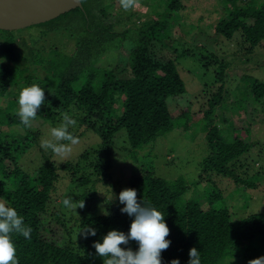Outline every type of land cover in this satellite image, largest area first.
Here are the masks:
<instances>
[{"label":"trees","instance_id":"trees-1","mask_svg":"<svg viewBox=\"0 0 264 264\" xmlns=\"http://www.w3.org/2000/svg\"><path fill=\"white\" fill-rule=\"evenodd\" d=\"M102 2L82 0V7L29 27L47 28L43 31L45 35L60 28L71 36L82 30L83 35L71 52L51 46L47 59L40 57L39 62L46 70L44 75L38 67L29 71L21 63L33 61L35 46L20 41L19 31L0 29V55L12 61L0 63V96L13 89L18 91V97L21 88L38 84L45 91V102L37 114L57 127L66 113L80 126L95 130L102 141L98 148L86 149L62 163L51 157V151L40 147L44 159L37 170L38 177L33 178L10 150L20 137L13 126L22 125L16 115L17 98H9L5 107L0 105V201L14 207L31 229L29 239L11 234L18 264H103V259L95 255L93 241L101 240L113 228L127 233L133 219L120 211L123 205L118 200L119 193L108 197L97 195L96 191L97 183L114 186L110 171L116 134L123 130L130 150H136L153 144L177 125L189 128L193 117L204 125L209 153L202 161V171L207 183L203 186V174L193 179L167 178L151 170L131 175L126 187L136 189L138 200L157 207L165 215L169 227L166 239L171 243L161 252L162 264H170L173 258L187 264L192 247L198 249L201 264H248L251 259L264 256V210L233 219L225 188L219 187L217 180L227 178L237 184L230 195L257 184L259 173L249 175L251 168L247 166L253 143L246 137L251 130L237 129L233 120L245 113L246 100L264 101V79L241 72L235 89L228 88L227 79L231 76L226 70L228 62L216 48L218 39H232L237 33L249 44V52L260 46L264 39V0H217L221 11L217 9L214 38L199 23H190L192 30H198L187 41L179 38V43L174 25L183 22L182 0H156L152 14L147 12L146 20L139 25L141 16H132V12L129 16L112 14L111 6L106 10ZM116 14L114 21L106 23L108 17ZM73 17L80 20L76 32L70 26L56 24ZM133 17L137 20L131 23ZM96 19L99 21L93 23ZM249 19L252 21L247 22ZM117 24L121 25L120 30ZM122 49L129 53L123 69L97 65L105 54ZM184 56L195 57L200 63L204 60L201 64L206 71H210V66L214 68L202 90V109L195 113L191 103L186 107H170L172 99L187 92L179 64ZM104 111L114 116L106 131L93 127L90 120L93 115L102 120ZM5 125L8 129L2 128ZM26 129L37 141L39 133ZM7 161L13 164L11 168ZM63 175L68 178L63 199L74 197L78 205L70 211V218L72 212L77 213L74 224L63 210V199H58ZM203 199L208 203L206 209ZM83 201L84 206L80 207ZM243 206L247 208L246 203ZM102 209L109 214L104 215ZM47 218L56 229L62 230L61 242L42 235L43 221ZM90 225L96 228V235L85 237L80 231ZM137 246L134 240L121 245L133 250Z\"/></svg>","mask_w":264,"mask_h":264},{"label":"rangeland","instance_id":"rangeland-1","mask_svg":"<svg viewBox=\"0 0 264 264\" xmlns=\"http://www.w3.org/2000/svg\"><path fill=\"white\" fill-rule=\"evenodd\" d=\"M156 0H135V7L128 10H124L120 5V0H103L101 5L107 10V7L111 6L110 12L112 14H123L129 16L132 12V16H141L137 25L144 22L147 17V12L152 14L153 5ZM184 8L182 10L183 22L180 25H174V32L179 38H183L184 41L190 39L193 32L198 29H191L190 23H199L201 29L209 34L210 38H214L215 25L218 21V12L220 5L217 0H182ZM106 12V11H105ZM117 14L108 17L106 23L114 21L117 18ZM134 14V15H133ZM137 18L133 17L132 21H136ZM96 19L93 23H97ZM249 19L247 22H251ZM80 20L77 17L67 18L66 21L60 20L56 24L70 26L75 32L80 28ZM65 26V27H66ZM30 27V26H29ZM22 28L15 31L20 32L18 39L20 41H26L29 45L35 46V55L32 60H22L31 71L34 66L39 68L40 74L44 75L46 70L41 66L39 62L41 59H47L49 54V48L51 46H57L63 52H71L79 40V37L83 34L81 28L75 35H70L64 28H60L56 31H49L43 34V31L47 28L33 26L32 28ZM117 28L120 30L121 25L117 24ZM117 29V30H118ZM36 39V44L34 40ZM219 44L216 45L217 50L221 56L228 62L226 70L230 72L231 76L227 79L228 88L235 89L239 84L241 78V72H246L251 75H255L260 79H264V39L260 46H256L252 52H249V44L244 41L240 34H236L232 39L220 38ZM2 46L0 44V51ZM167 51V50H166ZM169 52V51H168ZM194 55L200 57L199 53L194 52ZM129 56L127 50H115L111 51L100 58L97 62L98 66L106 68H119L123 69L127 61L126 57ZM12 62L4 55H0V63L5 65ZM204 63V60H201ZM200 61L192 56H184L179 60L181 75L184 78L187 86V92L184 96H178L172 99L170 107L189 106L191 103L192 112L195 113L202 109L204 104V98L202 90L204 84L208 81L214 72L213 66L209 67L210 71H206V67L203 66ZM14 65V64H13ZM22 66V64H21ZM124 75L125 72H120ZM18 91L11 89L6 96H0V105L2 107L7 106L9 98L16 97ZM233 98H231L232 100ZM200 100V101H199ZM45 106V105H43ZM48 108V106H45ZM180 108V107H179ZM188 108V107H187ZM114 120V116L104 111L102 120L97 119L94 115L90 118L92 126L98 130L106 131L108 128V121ZM234 125L237 129L249 128L250 135L246 137L247 141L253 143L252 150L248 154L249 159L247 166L251 169L250 174L259 173L257 178V184L253 187H245V191L230 195L235 190L237 184L227 178L219 179L218 186L225 188V197L228 203L232 218L241 214H247L252 211L264 210V101L252 102L246 100L245 113L241 116L234 118ZM62 121L59 120L57 125L59 126ZM2 128L8 129L5 125ZM17 128L20 134L18 142L14 144L10 150L14 154L15 158L20 162L25 171H27L33 178L38 177V168L41 161L44 159L43 151L40 150V142L43 139L51 138V129L53 126L43 115L37 114L36 118L32 121L29 129H34L39 133L37 141L35 137L23 128L22 125H15L13 129ZM12 129V128H11ZM69 131L78 138L79 143L71 146L70 154L60 157L50 153L51 157L57 162L62 163L61 160L66 161L74 159L82 151L91 148H98L102 143L101 137L95 133V130L86 129L85 126H80L77 122L75 126H71ZM67 143V142H61ZM129 142L123 130L119 131L114 138V146L112 149V168L111 179L114 186L109 184L97 183L96 191L97 195L111 196L117 195L119 191L127 187V183L131 175H141L145 171L154 170L157 175L165 176L167 178H177L184 176L187 179H193L203 174L202 184L207 183L205 173L202 171V161L208 155L209 149L207 146V140L205 136L204 125L200 119H193L189 124V128H183L181 125H177L171 132L159 137L153 144L145 146L144 148H138L136 150H130ZM51 151V150H48ZM47 152V151H46ZM102 157V156H100ZM98 157V158H100ZM8 166L11 168L13 164L7 161ZM243 171L239 172L241 174ZM67 176L63 175L61 181V189L58 191V199H63V195L67 194ZM109 189V192L107 190ZM247 204V208L243 205ZM203 207L206 209L208 203L205 199L202 200ZM77 204L72 198V207L63 208L67 216L70 218L71 209H76ZM76 212H72L71 224H74V217ZM44 229L42 235L46 238L55 241L57 243L62 240V230L56 229V225L47 219H44Z\"/></svg>","mask_w":264,"mask_h":264},{"label":"clouds","instance_id":"clouds-1","mask_svg":"<svg viewBox=\"0 0 264 264\" xmlns=\"http://www.w3.org/2000/svg\"><path fill=\"white\" fill-rule=\"evenodd\" d=\"M124 10L135 7V0H120ZM50 92V91H49ZM51 93V92H50ZM45 102V91L38 84H31L21 88L17 97L18 110L16 115L25 127H31L38 109ZM76 121L68 114H62V122L51 129V138L43 139L40 146L45 151L64 157L71 152V146L79 143L69 128L75 126ZM67 142V143H61ZM63 162V160H61ZM118 200L123 207L122 213L132 217L127 233L110 229L101 240L93 241L95 255L103 259V264H162L161 252L169 247L171 241L166 239L169 227L164 219L165 215L155 206L137 199L134 188H124L118 194ZM65 207H72L71 196L62 200ZM84 206V201L79 205ZM108 215L107 209H102ZM96 228L91 225L80 232L85 236H95ZM31 229L25 225L23 217L17 210L0 201V264H18L16 248L11 234L18 233L24 238H30ZM136 241L137 248L121 247L129 241ZM187 264H201L200 253L196 247L189 249ZM170 264H180L179 258H173ZM248 264H264V256L251 259Z\"/></svg>","mask_w":264,"mask_h":264},{"label":"water","instance_id":"water-1","mask_svg":"<svg viewBox=\"0 0 264 264\" xmlns=\"http://www.w3.org/2000/svg\"><path fill=\"white\" fill-rule=\"evenodd\" d=\"M77 7H82V0H0V29L44 23Z\"/></svg>","mask_w":264,"mask_h":264}]
</instances>
